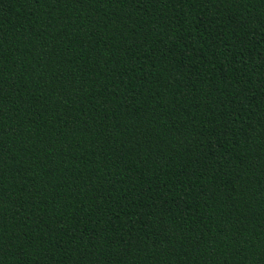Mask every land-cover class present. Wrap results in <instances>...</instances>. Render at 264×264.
Masks as SVG:
<instances>
[{
	"label": "trees",
	"instance_id": "obj_1",
	"mask_svg": "<svg viewBox=\"0 0 264 264\" xmlns=\"http://www.w3.org/2000/svg\"><path fill=\"white\" fill-rule=\"evenodd\" d=\"M0 264H264V0H0Z\"/></svg>",
	"mask_w": 264,
	"mask_h": 264
}]
</instances>
